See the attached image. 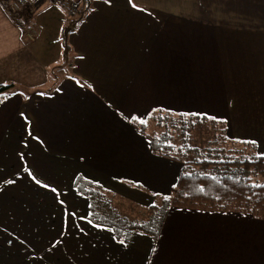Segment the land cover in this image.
<instances>
[{"label": "crops", "instance_id": "crops-1", "mask_svg": "<svg viewBox=\"0 0 264 264\" xmlns=\"http://www.w3.org/2000/svg\"><path fill=\"white\" fill-rule=\"evenodd\" d=\"M21 1L0 0V84L36 89L62 57L46 65L32 58L27 46L38 44L40 28L27 12L43 0ZM15 7L22 12L18 18ZM27 18L34 41L24 34ZM68 38L71 75L86 88L72 80L66 89L43 95L51 97L53 107L64 101L61 95H74L72 101L66 97L71 101H65L66 109L75 101L86 106L85 97L93 96L86 110L96 103L100 112L120 117L115 137L94 155L99 171L80 175L75 160L82 157L70 142L66 150H48L57 142L56 115L39 111L48 99L32 102L17 90L0 102V240L5 243L0 264H49L46 256L57 264H264V217L170 207L155 240L134 233L124 244L87 220V202L68 196L76 193L77 176L100 185L117 208L118 198L149 206V193L167 196L180 165L174 176L168 169L177 162L159 157L165 173L149 165L157 156L148 143L142 152L119 150L122 120H143L154 110L221 119L229 139L253 142L264 158V0H91ZM27 63L35 68L34 79ZM113 157L120 163L99 161ZM111 180L123 187L111 191L106 187ZM162 180L167 181L160 185ZM49 200L66 210L43 222ZM62 230L70 232V243L55 239Z\"/></svg>", "mask_w": 264, "mask_h": 264}, {"label": "trees", "instance_id": "trees-1", "mask_svg": "<svg viewBox=\"0 0 264 264\" xmlns=\"http://www.w3.org/2000/svg\"><path fill=\"white\" fill-rule=\"evenodd\" d=\"M51 1L63 5L66 14L60 32L65 63L71 56L68 37L78 29L91 0H79L75 12L73 4L69 8L64 2ZM16 91L13 84H0V102ZM129 122L146 137L153 155L177 162L180 169L171 194L159 197V205L157 196L151 194L149 215L142 219L123 214L100 185L82 176L75 178L76 193L87 198V220L108 228L116 241L127 244L134 233L155 240L170 207L264 217V158L256 154L253 142L229 139L223 120L154 110L144 120L132 118ZM195 128H201L200 138L192 137Z\"/></svg>", "mask_w": 264, "mask_h": 264}, {"label": "rangeland", "instance_id": "rangeland-1", "mask_svg": "<svg viewBox=\"0 0 264 264\" xmlns=\"http://www.w3.org/2000/svg\"><path fill=\"white\" fill-rule=\"evenodd\" d=\"M49 1L50 0H43V2H39V4H37L36 6H33L32 4L31 8L27 12L28 15H30L28 17H31L33 15L32 18H36L38 22V26L40 28L39 30L40 39H39L38 44L36 46H33L30 43L27 47H28L29 52L32 55V58H34L36 61H38L42 65H46L47 63H52L56 61L57 59L58 60L61 59L62 57L60 32L62 28V22L64 21L66 14H65L63 5L54 4ZM24 2L25 1L22 0L21 4L24 5ZM63 2H64V5H67L68 7H70L71 4H73L72 8H74L73 9L74 12L80 6L79 0H64ZM12 7H14V4H12ZM49 7H51V9H48ZM52 10H55L58 15L60 14L61 19H59ZM21 13L22 12L16 8L13 14H15L16 17H19ZM24 14L26 16V13ZM28 21L29 19L27 18V23L24 28V34L27 38L28 36L31 35L32 36L31 40L29 38L28 40L34 41L36 39V32L32 28V26L29 25ZM67 42H68V45L70 46L69 38ZM70 52H71V56L68 57L69 60L67 62L65 63L61 62L57 67H54V68H51V67L47 68L46 70L47 78L44 81L43 86L41 87L38 86V88L36 89L30 88V87L24 88L23 86H14V88L17 90L24 91L25 92L24 95L27 96L32 102L38 101V100L43 101L44 99H48L49 102L44 103L43 106L39 108V111L46 113V116L48 118L52 116V114L54 116L56 115L55 117H57L56 119H54V125H57V126H54V129H53L54 131L53 137L54 139L56 138L57 144L51 142L48 146V150L55 151L57 150V148H60V150H66L67 149L66 146L68 142H70L73 148L75 149L76 157L78 155L79 156L81 155L82 157L81 159L75 160V163L78 164L79 166L80 175L85 176L87 175V171H91V170L99 171V168H98L99 162H98L97 157L94 158L95 157L94 155H97V154L99 155V152L101 151L99 150V147H102V146L107 147L112 144V141L110 139H113L115 137V132L113 131L116 129V124H117L118 119L120 120V117L113 115V114H107V113L100 112L98 107H96L99 105L95 106L96 104L95 102H94L95 104L90 105V108L87 107V109L89 110H86L87 104H91L90 100L93 97L90 95L85 97L86 106L82 105L81 102L75 101V102H72V103H75V105L69 106V109H66L65 107H62V106L64 105L67 106L68 103H66L65 101H69V103H71L72 101L71 99L74 95L69 94V93L65 95H61V96H65V99L63 102L58 103L60 107L59 106L53 107L51 105L52 103L50 102L52 100L51 97L48 96L47 98V96L43 95V94L49 95L52 91H55L56 89L60 87H64L66 89L67 85L70 84L72 80L76 81L78 85L84 86L82 90L86 88L83 82H81L80 80H76L71 75L73 63L70 64V62H72L71 60L73 59V56H74V53H72L71 46H70ZM26 66L28 68V74H31L32 79H34L35 68L33 64L27 63ZM13 71L15 70H13V65H11V72ZM15 75H17V73H15ZM38 92H40L41 95L34 97V95ZM66 97L70 98L71 101L66 100ZM173 113H177V112H173ZM192 115H195V114H192ZM199 116H202V115H199ZM204 117H207V116H204ZM122 126L123 127L121 129H122V135L124 139V146L123 148L120 147L119 150L121 152L123 151L124 155H127L130 152L131 148H135L136 150L139 149L141 152L145 150L144 144H147L146 137L142 135L140 132H138L127 119L122 120ZM235 129L238 130V128H235ZM262 130L264 131V128ZM203 133L207 134L204 132V130H203ZM191 135L192 137L194 136V138L195 136H198L200 138V136L202 135L201 128H195L193 131H191ZM207 135H209V133ZM263 136H264V133H263ZM83 137L86 138V141H87V138H89L90 142L85 143ZM81 139H83V141ZM233 140H236V139H233ZM155 158H157L156 161L149 162V165L150 166L152 165L153 167H155L157 171L160 170L166 173L165 169H162V168H165L166 166L164 165L165 166L164 167L159 163L160 158L158 156ZM113 160L118 163H120L121 161V160L119 161L118 159L114 157L112 159L108 158V160L104 158L103 160H99V161L100 162L104 161V162H107L106 164H109L108 162H111ZM42 162H44V160ZM139 162H142V161L139 160ZM59 163L63 164V157L61 156L59 157ZM94 164L98 165V167H96ZM174 164L175 165L172 164L173 166L171 167V170L168 169V173L171 174L172 176L175 175L173 173L175 171L176 166L179 165L178 163H174ZM129 170L130 169H127V171ZM95 176L97 177L96 179L101 178L100 175L95 174ZM88 178L90 179V176H88ZM102 178L104 179V177ZM263 178H260L258 176V179L261 181H263ZM166 181L167 180H162L160 185H162ZM106 183L108 184V186L106 187H108V189H110L111 191H113L112 189H121L123 187V184L119 182L118 180H111V181H107ZM28 189H29V186H28ZM169 190L170 192L167 194V196L171 194L172 188ZM25 194L27 195L29 194V192L25 190ZM149 194L151 196V193ZM153 195L157 196V199H156L157 205H159L160 203L159 197L165 196V195H161L160 193H153ZM68 196L72 199H75V198L78 199L79 203L87 202V199L78 193H68ZM47 198L53 199L54 196L52 194V195L47 196ZM28 201H30V199H28ZM50 202L52 201L49 200V202L45 204L47 208H44L43 222L45 220L46 221L50 220L51 219L50 217L52 216H61L59 212H63V211L65 212L66 210L65 207H62L60 205L54 204L53 202L52 203ZM116 205L118 206V209L123 214L132 216L136 219L137 218L142 219L143 217L148 216L150 212L147 210L148 206H145V204L129 203V201H127L126 199H122V198L117 199ZM38 209L40 210V207ZM78 210L82 211L81 208H79ZM50 222L52 223L54 222V220H51ZM67 233H70V232L68 230L67 231L62 230L61 233H54V237L55 239H57L59 236H61L65 243H70V240H68L67 238ZM2 243L4 242L0 240V247L2 246ZM58 244L60 246H63V244L61 243H58ZM50 245L56 246V244H52V243H50ZM34 251L36 252V254H34L33 257H36V255L38 256L39 255L38 251L37 250H34ZM0 252H1V249H0ZM46 257H48L47 260L49 261L48 262L49 264H57L56 261L51 258V256H46Z\"/></svg>", "mask_w": 264, "mask_h": 264}, {"label": "built area", "instance_id": "built-area-1", "mask_svg": "<svg viewBox=\"0 0 264 264\" xmlns=\"http://www.w3.org/2000/svg\"><path fill=\"white\" fill-rule=\"evenodd\" d=\"M60 1L63 2L64 0H59V1H57V2H60ZM66 6H67V5H66ZM69 8H71V6H70ZM27 36H28V35H27ZM31 37H32L31 35L28 36V38H29L30 40H31Z\"/></svg>", "mask_w": 264, "mask_h": 264}, {"label": "snow or ice", "instance_id": "snow-or-ice-1", "mask_svg": "<svg viewBox=\"0 0 264 264\" xmlns=\"http://www.w3.org/2000/svg\"><path fill=\"white\" fill-rule=\"evenodd\" d=\"M133 119H135V117H133ZM141 122H143V121H141ZM10 182V181H9ZM121 243H123V241H121Z\"/></svg>", "mask_w": 264, "mask_h": 264}]
</instances>
